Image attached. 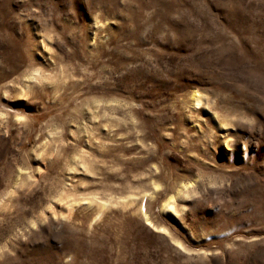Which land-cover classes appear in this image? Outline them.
<instances>
[{"label": "rangeland", "instance_id": "rangeland-1", "mask_svg": "<svg viewBox=\"0 0 264 264\" xmlns=\"http://www.w3.org/2000/svg\"><path fill=\"white\" fill-rule=\"evenodd\" d=\"M0 264H264V0H0Z\"/></svg>", "mask_w": 264, "mask_h": 264}]
</instances>
